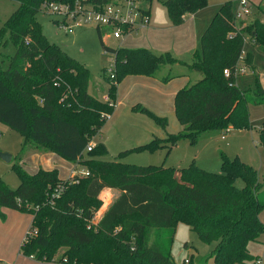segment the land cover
<instances>
[{
  "label": "trees",
  "instance_id": "obj_1",
  "mask_svg": "<svg viewBox=\"0 0 264 264\" xmlns=\"http://www.w3.org/2000/svg\"><path fill=\"white\" fill-rule=\"evenodd\" d=\"M11 1L18 7L0 28L2 47L10 44L14 49L7 67H0V123L23 138V148L30 145L50 151L70 163H80L88 172L63 181L56 171L28 175L13 165L18 187L10 189L0 180V209L32 215L21 254L53 262L58 250L64 249L58 259L64 264H175L171 248L175 226L181 222L202 242L215 243L211 252L215 264L252 261L247 244L264 233L259 218L264 209V178L259 179L256 169L223 153L219 173L194 162L176 170L141 167L121 158L131 152L166 149L169 153L180 140L194 145L214 131L249 130L248 107L264 104V87L256 79L252 90L242 91L236 86L238 77L226 78L223 71L232 74L242 53L244 64L256 69L255 52L264 55V22L237 26L232 2L222 4L188 65L201 79L174 99L182 131L103 161L100 158L107 154L103 143L93 144L90 152L86 148L106 122L101 116L112 114L116 85L129 75L153 76L176 60L147 49H110L96 28L104 54L114 58V78H106L108 100H100L88 93V68L50 43L36 19L42 3L73 0ZM89 3L104 7L110 0ZM164 6L171 24L179 25L184 15L205 8L207 0H169ZM260 12L264 17V7ZM143 13L148 17L149 9ZM132 110L165 131V118L142 106ZM258 142L264 148V124ZM238 180L243 187L236 186ZM105 188L118 191L119 196L94 223L101 207L98 197Z\"/></svg>",
  "mask_w": 264,
  "mask_h": 264
},
{
  "label": "rangeland",
  "instance_id": "obj_2",
  "mask_svg": "<svg viewBox=\"0 0 264 264\" xmlns=\"http://www.w3.org/2000/svg\"><path fill=\"white\" fill-rule=\"evenodd\" d=\"M169 0H139L138 6L141 9H149V21L153 25H161L165 22H170L167 10L164 3ZM232 2L233 9L237 10L240 0H207V6L196 13L195 17L201 19L204 23L209 24L215 15L218 8L225 2ZM254 9L250 16L243 19L240 26H248L255 22H264V17L260 12V7H264V0H249ZM18 3L11 0H0V28L3 23L13 14L17 9ZM43 35L50 43L58 45L68 56L72 57L79 63L85 65L90 72V81L88 86V93L98 99H102L107 93L108 83L106 78L109 77V69L111 65V55H105L100 44L97 29L93 25L84 26L83 28H75L73 33L68 34L64 30L58 28L55 21H59V17L51 15L45 11H39L36 15ZM71 24L70 22H68ZM171 23V22H170ZM240 24V21L238 22ZM205 25V24H204ZM102 42L110 48L116 49L118 41L111 37L109 31L102 29ZM248 48H246L247 50ZM14 49L8 44L2 47L0 43V67L3 69L7 67L9 58L13 55ZM253 71L248 69L247 73L239 76L236 79V86L244 90H252L255 86V80L258 79L260 84L264 87V55L255 52ZM170 67L169 65H166ZM107 70V71H105ZM189 71H187L188 73ZM191 83L194 84L201 79L198 73L190 72ZM249 122L251 128L247 131L248 135H242L237 131L230 130L223 134L220 131L207 133L199 138L197 143L191 145L186 140H180L175 145V150L169 152H160L159 150L150 153L152 155L150 160L134 164L141 167L147 166H163L166 168L182 169L194 162L197 166L212 173L220 172V155L221 153L228 156L230 159L238 157V155L245 153L254 145V157L249 162L247 158L244 161L247 165L253 167L258 171L259 179L264 178V148L259 145L258 132L262 124H264V104L249 105ZM176 128L169 124V130L172 133H177L179 126L176 120L174 121ZM167 128V126H166ZM160 129H162L160 127ZM166 130V129H165ZM182 131V127L180 129ZM220 133V134H219ZM255 136L256 144L252 142L250 134ZM257 133V136H256ZM98 137L92 139L91 143L96 144ZM251 146V147H250ZM23 138L16 132L9 129L7 126L0 123V154L7 153L11 155L9 163L0 158V180H2L8 188L16 189L19 185V180L12 171L13 165L20 164L22 157L29 152L32 146L28 145L23 149ZM253 149L251 148V153ZM84 157H88L84 153ZM97 158V157H96ZM100 159L103 161H112V156L107 153ZM240 159V158H239ZM125 162L124 159H121ZM242 161V160H241ZM243 162V161H242ZM81 177L76 176L77 179ZM237 187H243L242 181L236 182ZM111 189V188H106ZM116 196L103 194L98 199L101 202V207L97 213L102 211V208H108L114 201ZM105 211V209H104ZM102 211V212H104ZM259 218L264 223V209L260 212ZM174 241L171 248L172 260L175 264H215L211 252L215 247V243L207 244L198 239L196 234L190 228L181 222L175 226ZM247 250L252 257V261L244 264H264V233L259 236L256 241L247 244ZM64 249L58 250L57 255H61Z\"/></svg>",
  "mask_w": 264,
  "mask_h": 264
},
{
  "label": "crops",
  "instance_id": "obj_3",
  "mask_svg": "<svg viewBox=\"0 0 264 264\" xmlns=\"http://www.w3.org/2000/svg\"><path fill=\"white\" fill-rule=\"evenodd\" d=\"M143 10H148V8ZM208 25L201 19L198 20L194 14L184 15L183 21L179 25H172L170 22L153 25L148 17L145 26L134 29L120 39H114L118 41L116 48L147 49L155 55L169 54L176 62L170 67L162 66L153 76L129 75L116 85L115 105L110 120L104 123L97 135L98 142H95L104 144L107 153L111 154L112 160L117 159L121 152L144 145L154 138L164 139L168 134H177L181 131L182 126H179L177 133H172L169 130V124L176 128L174 99L180 90L192 85L188 73L193 71L189 70L188 65L191 64L195 52L199 50L201 35ZM187 71L189 72L187 73ZM106 97L107 93L101 100H105ZM135 106L145 107L155 115L165 118L167 120L166 130L160 129V126L148 117L134 112L132 109ZM228 131L230 130L224 131V133H228ZM233 131L242 134L247 133L248 130ZM220 132L223 134V131ZM249 135L252 142L256 144L255 136L251 133ZM174 148L175 146L171 151L175 150ZM251 148L253 149L252 153ZM251 148L245 155L240 153L235 158H240L243 162L248 163L245 160L247 158L250 162L255 155L256 147L253 145ZM159 151L166 152V149ZM143 155L152 154L131 152L122 158L124 163L128 164H140L145 160L152 161L151 156ZM17 165L28 175H34L39 170L56 171L59 179L63 181L72 180L81 172L86 171L80 163H70L50 151L34 148H31ZM104 193L119 196L118 191L106 188L101 191L99 196ZM104 209L106 210V208H102V211ZM102 211L96 214L97 221L104 213ZM31 223L32 215L28 213L8 207L0 209V264H64L58 261L60 254L53 262H40L21 254L20 248Z\"/></svg>",
  "mask_w": 264,
  "mask_h": 264
},
{
  "label": "built area",
  "instance_id": "obj_4",
  "mask_svg": "<svg viewBox=\"0 0 264 264\" xmlns=\"http://www.w3.org/2000/svg\"><path fill=\"white\" fill-rule=\"evenodd\" d=\"M91 0H73V2H44L40 6V11H45L51 15L59 17V21H55L58 28L66 33H73L75 28H83L84 26L93 25L100 30L105 29L110 32L113 39H120L124 35L132 32L134 29L143 27L148 22V17L143 13V9L138 6L139 0H110V3L104 7L98 4L92 5ZM254 9V5L249 0H240L237 10H235V22L237 26L243 22V19L250 16ZM240 21V24L238 22ZM70 22L71 24H69ZM124 27H127L125 29ZM27 44V42H26ZM114 58L111 57V65L109 76L114 78ZM248 67L244 64V54L239 57L235 71L231 74L228 69L223 71L226 78L231 75L239 77L248 71ZM108 98L106 97L105 101ZM105 121L110 120V114L101 116ZM93 144H89L86 148L90 152ZM88 172H81L80 176H87ZM97 217L93 218V222H97ZM189 263L185 260V264Z\"/></svg>",
  "mask_w": 264,
  "mask_h": 264
},
{
  "label": "water",
  "instance_id": "obj_5",
  "mask_svg": "<svg viewBox=\"0 0 264 264\" xmlns=\"http://www.w3.org/2000/svg\"><path fill=\"white\" fill-rule=\"evenodd\" d=\"M0 158H1L3 161L9 163L10 160H11V155H10V154H7V153H1V154H0Z\"/></svg>",
  "mask_w": 264,
  "mask_h": 264
}]
</instances>
